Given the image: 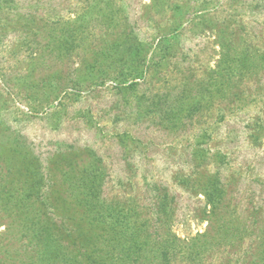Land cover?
<instances>
[{
    "label": "rangeland",
    "instance_id": "obj_1",
    "mask_svg": "<svg viewBox=\"0 0 264 264\" xmlns=\"http://www.w3.org/2000/svg\"><path fill=\"white\" fill-rule=\"evenodd\" d=\"M231 41L264 50V0H0V264L37 253L6 210L8 191L33 187L22 182L31 169L67 249H94L103 232L110 250L116 234L73 198L92 166L103 173L101 199L131 212L140 238L206 233L217 248L204 264L259 256L264 70L219 92L214 70ZM215 178L225 200L209 223L203 191ZM159 200L168 212L158 219ZM222 220L244 237H224Z\"/></svg>",
    "mask_w": 264,
    "mask_h": 264
},
{
    "label": "trees",
    "instance_id": "obj_2",
    "mask_svg": "<svg viewBox=\"0 0 264 264\" xmlns=\"http://www.w3.org/2000/svg\"><path fill=\"white\" fill-rule=\"evenodd\" d=\"M225 58L222 65L215 69L214 72L218 75L216 88L219 92L224 93L226 88L231 87L232 81L237 80L238 84L244 83L246 80L250 81L259 76L264 70V50L256 51L257 49L247 48L239 50L235 47L233 41L231 43L222 44ZM136 82L133 80L131 86ZM242 90L239 91V93ZM28 170V168H27ZM35 169L28 170V178L23 179L24 184H31L33 187L30 189H22L14 187L8 191V201L6 210L15 212V221L17 219L23 222L24 232L23 235L28 236L29 245L36 246L37 253L26 257V262H19L20 254L11 255L6 257V260L13 264H146L147 260L158 261L156 264H177L182 255L185 257L187 264H204L206 262V255L211 250L216 249V245L210 240L204 239L208 234L203 233L195 236L191 240L182 241L176 235L173 237L155 236V239L147 236L140 238L138 232L140 225H133L131 212L125 211L124 207L111 205L107 201L101 199V182L103 177L101 168L92 166L86 168L80 180L76 183L80 184L81 191L77 190L78 196L68 194L76 201L77 205L85 215L89 217L90 223L97 224L101 227H109L114 234L115 239L108 238L109 249L106 247L101 248L102 241L106 242L107 237L103 232H100L98 237L101 242H97L94 249H86L82 253H73L67 249L62 243L59 236H55L47 218L48 213L52 216L54 207L49 202L43 184V180L31 181V176L34 175ZM27 177V176H24ZM31 181V182H30ZM71 183V182H70ZM73 183L70 184V188ZM34 188L35 191H32ZM73 188V187H72ZM73 190V189H72ZM206 198L207 205L211 206L210 217L206 219L212 222V217L217 216L223 208L225 200V188L223 181L219 178L209 182L206 189L203 191ZM166 196V195H164ZM157 207L154 206L153 212L158 215V219L167 214L168 206L165 200H159ZM228 220H222L218 223L219 228L224 230V237H230V234L237 235V238L244 237L240 229L236 233L233 225L226 223ZM148 224V223H147ZM12 226V225H11ZM10 226V229H11ZM52 230H55L54 228ZM107 230V229H106ZM105 231V230H104ZM119 231V236L117 232ZM261 242L258 247H263L260 255L253 258L247 264H264V235L261 237ZM184 242V243H183ZM99 248V249H98ZM219 248V247H218ZM90 250V251H89ZM103 250V251H102ZM221 252V249H220ZM225 254L224 256L229 255ZM151 255V257L149 256ZM180 257V258H179ZM246 263V261H245Z\"/></svg>",
    "mask_w": 264,
    "mask_h": 264
}]
</instances>
